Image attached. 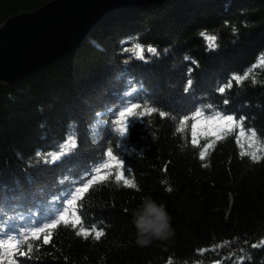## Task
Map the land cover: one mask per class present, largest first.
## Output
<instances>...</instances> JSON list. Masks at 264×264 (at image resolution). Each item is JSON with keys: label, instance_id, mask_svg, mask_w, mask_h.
Returning a JSON list of instances; mask_svg holds the SVG:
<instances>
[{"label": "trees", "instance_id": "obj_1", "mask_svg": "<svg viewBox=\"0 0 264 264\" xmlns=\"http://www.w3.org/2000/svg\"><path fill=\"white\" fill-rule=\"evenodd\" d=\"M50 1L0 0V25ZM202 32L215 35L218 47L209 50ZM134 44L145 47L143 60L124 51ZM262 57L264 0H167L113 10L68 53L0 85V228L6 233L55 213L64 194L107 159L109 147L137 185L127 189L114 178L93 185L78 201V214L84 227L96 225L105 235L85 240L75 234L79 226L61 223L51 243L34 242L39 251L19 257L21 264H264V151L259 161L241 155L264 149V66L218 92ZM129 100L158 111L134 121L125 146L116 149L112 120ZM197 109L243 116L244 134L235 127L201 161L191 143L192 121L176 131ZM160 111L168 115L161 118ZM248 129L257 133L253 148ZM70 135L76 147L46 163L44 155L59 152ZM37 151L44 155L37 158ZM144 196L171 216L172 235L148 246L137 244L132 223Z\"/></svg>", "mask_w": 264, "mask_h": 264}, {"label": "snow or ice", "instance_id": "obj_2", "mask_svg": "<svg viewBox=\"0 0 264 264\" xmlns=\"http://www.w3.org/2000/svg\"><path fill=\"white\" fill-rule=\"evenodd\" d=\"M207 42L208 49L214 50L218 45L216 44L217 37L215 35H209L206 33H201ZM125 52H132L137 59H144L145 47L140 44H134L132 48H125ZM146 51L153 55H157L156 48L148 46ZM187 59V57H186ZM195 63V61H193ZM264 66V57L260 58L257 64H254L249 71L245 72L243 75L234 74L231 79L218 88L220 94L225 93L226 89H231L233 87V81L239 86L245 79H247L253 70ZM191 72V69H189ZM253 79V83H255ZM192 86V80L189 79L187 86L185 87V92H188L189 88ZM135 89H133V92ZM132 93L127 95L131 96ZM224 103L227 104L228 100L225 99ZM211 105L208 108L211 109ZM138 109H142L138 111ZM158 109L154 107H148L146 104L141 105L135 101L129 100L125 106L118 111L117 116L112 120L114 127V132L118 133V142L115 145L116 149L123 148L125 146V141L130 133V129L133 126L134 121L142 120L145 116H151ZM159 115L164 118L167 113L160 111ZM244 117L241 116L237 119L233 115L222 114L220 112L211 113L207 115L201 109L195 110V112L189 117L185 116L179 120V127H177V132H185L189 127V120L192 121L190 124L191 129V143L193 147L199 148V158L201 161L206 159L209 153V149L213 148L217 141L226 138V136L232 133L235 127H240L241 135L244 134L243 121ZM250 133L248 140L249 148H253L257 145V133L254 129L247 130ZM208 136L215 137V139L209 140L207 143L201 145L200 138L205 139ZM76 147L74 135H70L68 139L60 146V151L57 153H48L46 155L37 151L36 156L40 158L44 155V160L46 163H55L64 155H67L71 149ZM264 151L259 146L251 152H242V156H250L253 161H259L262 159L259 152ZM50 157V160L48 159ZM104 157L107 159H102L100 163L95 166L91 171L82 177L81 182L78 183L73 190L64 194L61 206L56 210L55 213L51 214L47 219L35 222L30 228L24 230H16L13 233H6L3 228H0V264H4L5 260L7 264H21L19 257H27L31 259V253L33 249L39 251L40 244H34L36 241H41L44 245L50 244L52 237L54 235V230L57 229L61 223L65 227L71 225L73 229L79 226V230L76 231L77 236H82L87 240L90 236L95 240H100L101 237L105 235L103 229H98L96 225H92L91 228H86L83 225L82 217L78 214L79 209L83 207L82 204H78V201L83 200L86 193L89 192L90 188L95 184H103L110 181V178H114V181L118 184L123 185L127 189H135L137 185L129 178L130 170L126 168L122 156L114 151L113 147H109L104 153ZM207 167V165H203ZM171 191V189H168ZM69 210H71V215L69 216ZM31 241V242H30ZM264 244V241H261ZM26 246V250H25ZM260 245L253 244V248H257ZM201 252L205 251L203 249ZM243 259V257H241ZM171 264V262H170ZM219 264V262H217Z\"/></svg>", "mask_w": 264, "mask_h": 264}, {"label": "water", "instance_id": "obj_3", "mask_svg": "<svg viewBox=\"0 0 264 264\" xmlns=\"http://www.w3.org/2000/svg\"><path fill=\"white\" fill-rule=\"evenodd\" d=\"M167 0H51L0 25V85L10 86L68 53L106 15L122 6Z\"/></svg>", "mask_w": 264, "mask_h": 264}, {"label": "clouds", "instance_id": "obj_4", "mask_svg": "<svg viewBox=\"0 0 264 264\" xmlns=\"http://www.w3.org/2000/svg\"><path fill=\"white\" fill-rule=\"evenodd\" d=\"M137 244L148 246L153 240H164L172 235L171 216L164 204H158L150 196L141 198V204L132 213Z\"/></svg>", "mask_w": 264, "mask_h": 264}]
</instances>
